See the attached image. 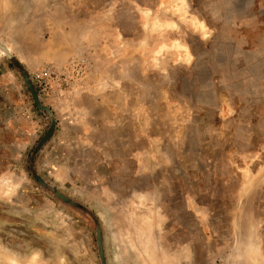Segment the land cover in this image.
Segmentation results:
<instances>
[{"label": "rangeland", "instance_id": "374dc122", "mask_svg": "<svg viewBox=\"0 0 264 264\" xmlns=\"http://www.w3.org/2000/svg\"><path fill=\"white\" fill-rule=\"evenodd\" d=\"M0 38V264H264V0H0Z\"/></svg>", "mask_w": 264, "mask_h": 264}, {"label": "water", "instance_id": "95a60500", "mask_svg": "<svg viewBox=\"0 0 264 264\" xmlns=\"http://www.w3.org/2000/svg\"><path fill=\"white\" fill-rule=\"evenodd\" d=\"M0 52L7 58L13 57L14 50L7 44V42L0 38Z\"/></svg>", "mask_w": 264, "mask_h": 264}, {"label": "trees", "instance_id": "16d2710c", "mask_svg": "<svg viewBox=\"0 0 264 264\" xmlns=\"http://www.w3.org/2000/svg\"><path fill=\"white\" fill-rule=\"evenodd\" d=\"M16 64H17L19 67L22 66V65H21L22 63H21L20 61H17ZM24 72H25V71H24ZM44 140H45V139H44Z\"/></svg>", "mask_w": 264, "mask_h": 264}]
</instances>
